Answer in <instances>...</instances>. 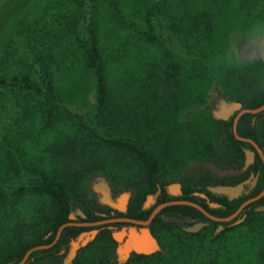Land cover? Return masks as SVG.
I'll list each match as a JSON object with an SVG mask.
<instances>
[{"label":"trees","instance_id":"1","mask_svg":"<svg viewBox=\"0 0 264 264\" xmlns=\"http://www.w3.org/2000/svg\"><path fill=\"white\" fill-rule=\"evenodd\" d=\"M262 5L264 0H49L36 18L23 20L0 51V264H17L30 249L45 245L52 246L33 252L25 264L56 261L73 239L94 229L98 235L74 264H116L112 231L77 225L102 220V208L82 210L86 219L70 218L84 205L87 179L97 173L133 189L128 215L138 220L149 218L152 209H142L149 195L157 197L156 205L177 198L195 202L219 218L259 195L264 190L259 154L238 177L197 183V191L219 207L195 195L190 181L181 197L167 187L183 181L192 162L213 160L221 137L227 163L237 169L245 165L246 150H254L236 138L233 118L215 120L204 105L213 86L244 108L264 104V65L237 58L234 18L222 12L236 8V19L247 16L245 29ZM64 78L73 84L71 93L92 96L85 110L66 103L58 85ZM263 116L245 114L238 135L263 145L264 131L260 137L253 124ZM250 175L256 184L234 200L207 189L237 185ZM261 206L264 197L246 206L232 221L245 215L237 226L210 220L191 205L167 206L150 226L167 253H134L128 264H236L233 256H244V264H264ZM163 215L210 226L188 233ZM66 223L74 224L53 244ZM220 225L224 229L213 247L203 249L205 235ZM228 237L235 238L234 248ZM241 244L247 247L239 249Z\"/></svg>","mask_w":264,"mask_h":264},{"label":"rangeland","instance_id":"2","mask_svg":"<svg viewBox=\"0 0 264 264\" xmlns=\"http://www.w3.org/2000/svg\"><path fill=\"white\" fill-rule=\"evenodd\" d=\"M48 1L49 0H0V5H3L7 2V6L5 7V10L0 12V51L3 50L5 44L8 43L11 37L17 35L23 20H33L34 18H36L37 15H39L43 11ZM231 9L232 8H228L225 10V12L224 11L222 12L225 15L224 16L225 19L234 18L235 30L233 32L236 33L231 37V42L232 45L236 44V46L238 47V50L236 51L237 58L239 60H244V61L258 60L261 61L264 65V60L262 59L264 52V5L258 7V10L253 12L254 14L253 18L250 21L248 20L245 21V23L247 21L249 22V25L245 26L246 27L245 29H242L244 25V22H242V20L248 17L243 15L239 19H236L237 16L236 13H238V11L236 10V8L233 10ZM145 48L146 47H144L142 51H144ZM69 80L70 79L64 78L63 81L58 82V85L62 86L61 90L64 89V91L62 90V92L64 93L63 96L66 99V103L72 109L85 110V105H86L85 103H88L89 95L87 96L84 92L77 93L75 92L76 90L71 93L73 84L68 85ZM215 87L216 86H213L212 89L210 90V96L204 105L205 108L208 110V112L211 113V115H212L211 111L213 109L214 110L217 109L222 98L226 100H230V99L234 100L230 96V94L225 92V90ZM85 99L86 102L84 101ZM89 100L93 102V98L91 95L89 96ZM224 141L225 140H223V138L221 137L218 143L220 147L219 153L213 160L203 161V162H192L185 168L181 176H185V174L187 173L186 177L187 178L189 177L191 179V180H185L186 183L188 181L193 182L201 175L210 176L211 174H213L218 177L240 175L239 173L241 169H237L232 165H228L227 163V157H226L227 145ZM106 185L109 186L110 189L112 190V195L114 198H118L123 193H131L132 196L134 194L132 188L123 185H118L106 174L97 173L89 177V179H87V183H86L87 195L86 198L84 199L87 200L89 198V200L91 201L99 200L100 202L101 197L103 196V192L101 189H103ZM257 212L264 213V207L257 208ZM222 231L223 230H219V231L217 230L216 233L214 234L207 233L205 237L208 240L207 243L206 242L204 243L205 248L204 247L202 248L207 249L206 247H210V248L213 247L215 241L214 239H218V236L221 234ZM168 238L169 237H167L166 235L163 237V239H168ZM235 238L240 239V237L238 236H236ZM235 238L228 237V239H233L231 243H228V247H232V248L235 247L236 245ZM159 239L161 241L160 245L162 249L158 252H162L166 254L167 250L162 246V242H163L161 240L162 238ZM168 240L171 242L170 238ZM221 245L222 244L219 245V248ZM246 247L247 244H241L239 246V249ZM63 257L64 256H60L56 261H44L41 264H62ZM117 257L118 255L115 254L116 264L118 261ZM236 257L239 258L236 261V264H244V262H247L244 256L242 257L233 256L234 261Z\"/></svg>","mask_w":264,"mask_h":264},{"label":"water","instance_id":"3","mask_svg":"<svg viewBox=\"0 0 264 264\" xmlns=\"http://www.w3.org/2000/svg\"><path fill=\"white\" fill-rule=\"evenodd\" d=\"M262 59L264 60V52ZM221 104H219L218 109H213L212 112V117L215 120H228L236 111L241 110L240 116L245 113H251V114H258L264 111V104L256 109H245L243 108V105L239 101H233V100H226V99H221ZM238 118H236L235 121V126H234V133L237 139L242 140V141H248L251 144H253L258 152L261 154V156L264 159V153L263 150L257 145L255 141L252 139L244 138L238 135L237 133V122ZM255 159V152L252 150H246V159H245V165L240 171L239 174H241L243 171H245L253 162ZM253 177V175H252ZM257 178H250L247 179L237 185H216L209 187V190L212 193H215L217 195L221 196H226L230 200H234L238 197H240L243 193H247L248 190L246 189V186H254L256 184ZM168 192L172 196H178L181 194V184L180 183H171L168 187ZM103 192V196L101 197V202L103 204H107L108 206H111L112 208L118 209L122 212H126L128 208V203L130 198L132 197L131 193H123L121 196L117 198V200L114 199L112 195V190L110 189L109 186H105L103 189H101ZM264 197V190L257 195L256 197L250 198L246 202L242 204V206L239 208V210L234 213L233 215L227 217V218H217L211 214H209L203 207L200 205L190 202V201H178V202H170V203H165L159 205L152 213V215L147 219V220H136V219H127L123 218V221H129L135 225H139L140 227L137 226H132L130 228H123L120 231H115L113 233L114 239L118 242V247L116 249V254L118 255L117 259V264H128V261L132 254L137 253V254H143V255H152L154 253H157L160 251L161 245L158 241V238L152 233L151 229L149 228L150 224H152L153 220L155 217L162 211V209L165 206H168L170 204H189L197 207L201 211H203L208 217L221 221V222H232L233 219L248 205L251 203H254L261 198ZM154 196L149 195L147 197V202L146 206L150 205V203L153 201ZM211 206L217 207V203H212ZM264 207V206H261ZM77 215H80L82 217H86L85 213L80 209L77 208L76 211H73L70 214V218L72 220H75L77 218ZM163 221L166 223H175L177 225H184L187 220L183 219L181 216H169V215H163L162 217ZM246 219V216L244 215L242 218H240L237 221H234L231 223V225H238L242 223ZM112 221V220H110ZM110 221H104V222H98L94 223L93 225H100L105 222H110ZM74 223H66L61 225V227L58 230L56 240L54 241L53 244H55L58 239L60 238L63 230L70 225H73ZM81 226H87L91 225L90 223H81L77 224ZM207 223L199 222L195 224L194 226H186L184 229L187 232L190 233H197L199 232L204 226H206ZM224 228L223 225H220L218 227V231L222 230ZM99 231L94 229L91 231H86L82 232L77 238L73 239L70 242L69 249L67 252L63 251L62 253L64 254L62 264H74V261L79 253V251L83 248L86 247L91 241H93L96 236L98 235ZM52 245H45V246H36L32 249H30L25 257L23 258L22 261H20L17 264H25L30 257V255L40 249H46L51 247Z\"/></svg>","mask_w":264,"mask_h":264},{"label":"flooded vegetation","instance_id":"4","mask_svg":"<svg viewBox=\"0 0 264 264\" xmlns=\"http://www.w3.org/2000/svg\"><path fill=\"white\" fill-rule=\"evenodd\" d=\"M233 101H238V100H233ZM240 102V101H239ZM242 103V102H241ZM221 104V103H220ZM242 105H243V103H242ZM219 106V105H218ZM219 107H217V109H218ZM243 108H244V105H243ZM245 109H250V108H245ZM240 112H241V110H238V111H236L228 120H226V121H229V120H231V118H233V123H234V125L233 126H235V121H236V118H238L239 117V119H238V122H237V126H238V123H239V121H240V119L245 115V114H251V113H245V114H242L241 116H240ZM262 113H264V111L263 112H261V113H258V114H262ZM258 114H253V115H258ZM223 121H225V120H223ZM253 124L257 127V130H258V134H259V136L261 137V136H263V131H264V129H263V125H264V116L263 117H261L260 119H257V118H254V121H253ZM244 138H246V137H244ZM248 139H251V138H248ZM239 140V139H238ZM253 140V139H252ZM240 141H242V140H240ZM253 141H255V140H253ZM243 142H248V141H243ZM256 142V141H255ZM261 142H263L264 143V138L263 137H261ZM248 143H250V142H248ZM257 143V145L263 150V153H264V144L263 145H260L258 142H256ZM251 144V143H250ZM251 145H253V144H251ZM253 147H254V152H255V159H254V162H255V160H256V158H257V154H259V156L261 157V159H262V161H263V164H264V159H263V157L261 156V154L258 152V150L256 149V147L253 145ZM187 174V173H186ZM186 174H185V176H183V177H185V179L187 180L188 178L186 177ZM241 175V174H240ZM239 176V175H238ZM238 176H228V177H218V176H215V175H213V174H211L210 176H204V175H201V176H199V178H197L196 180H194L192 183H190L191 184V188L193 189V191H194V194L195 195H199L202 199H204L205 200V203L206 204H208V206L209 207H214V206H211V204L213 203V201L211 200V198L205 193V192H200V191H197L198 189H197V187L195 188V186L197 185V183H199V181H201L203 178H206L207 179V181L208 180H214V179H228V178H232V177H238ZM250 178H254V176L252 177V175H250V177L248 178V179H250ZM184 179V180H185ZM183 180V181H184ZM188 180H191L190 178L188 179ZM183 181H174V182H172V183H180L181 184V190H182V192H181V194L180 195H178V196H174V197H181L182 195H183V191H184V189H186L187 188V183H183ZM241 183V182H240ZM171 184V183H170ZM210 187V186H209ZM209 187H207V189H208V191H209ZM199 188H201V185H199ZM169 193V192H168ZM132 198V197H131ZM131 198H130V200H131ZM115 200H117V198H114ZM130 200H129V203H128V208H127V211L126 212H122V211H120V210H118V209H115V208H112L111 206H108L107 204H103L101 201L99 202V200L97 201V200H94V201H91V200H89V198L87 199V200H85L84 201V205H82L81 204V210H89V211H93V210H95V209H97V207L99 206L100 207V209L102 210V211H100L101 213V217H102V220H100V221H96V222H89V220L87 219V221L86 222H83V223H90L92 226H97V227H99V228H109L111 231H112V236H113V233L115 232V231H120V230H122L123 228H130V227H132V226H137V227H140L139 225H135V224H133V223H131V222H129V221H123L122 219L123 218H127V219H135V218H133V217H131V216H129L128 214H129V204H130ZM156 201H157V197H154V199H153V201L150 203V205H148V206H146V202H147V199L145 200V202H144V204H143V206H142V209L143 210H151V213H150V215H149V217L152 215V213H153V211L159 206V205H161V204H159V205H156L155 203H156ZM178 201H185V200H181V199H176L175 201L173 200V201H170V202H178ZM170 202H166V203H170ZM193 203H195V202H193ZM97 204V205H96ZM163 204H165V203H163ZM196 204H198V203H196ZM218 204V203H217ZM170 205H183V204H170ZM170 205H168V206H170ZM186 205H189V204H186ZM199 205V204H198ZM191 206H193V205H191ZM201 206V205H200ZM220 206V204H218V206L217 207H219ZM165 207H167V206H165ZM164 207V208H165ZM195 207V206H194ZM201 207H203V206H201ZM163 208V209H164ZM197 208V207H196ZM204 208V207H203ZM105 209V210H104ZM163 209H162V211H163ZM198 209V208H197ZM209 214H211L206 208H204ZM200 210V209H199ZM162 211L156 216V217H158L159 215H161L162 214ZM201 211V210H200ZM243 211V210H242ZM241 211V212H242ZM208 219H210V220H213V221H217V220H214V219H212V218H210V217H208L203 211H201ZM240 212V213H241ZM98 213V212H97ZM240 213L235 217V218H237L239 215H240ZM211 215H213V214H211ZM214 216V215H213ZM82 217V216H81ZM86 217H87V215H86ZM155 217V218H156ZM216 217V216H215ZM243 216H241L240 218H242ZM83 218H85V217H83ZM217 218H219V217H217ZM234 218V219H235ZM239 218V219H240ZM86 219V218H85ZM233 219V220H234ZM239 219H237V220H239ZM110 220H112V221H110ZM136 220H138V219H136ZM185 220H187L188 222H186L183 226H182V228L184 229L186 226H194L195 224H197L198 222H196V221H194L193 219H188V217L187 218H185ZM236 220V221H237ZM104 221H110V222H105V223H102V224H100V225H93L94 223H98V222H104ZM217 222H221V221H217ZM77 224H81V223H77ZM241 224V223H240ZM91 225H87V226H83V227H89V226H91ZM150 226H151V224H150ZM150 226H149V228H150ZM210 226V223H207V225L206 226H204L199 232H201L205 227H209ZM231 226H233V225H231ZM151 229V228H150ZM218 229V228H217ZM217 229H216V231H217ZM224 229V228H223ZM222 229V230H223ZM97 230V229H96ZM185 230V229H184ZM152 231V230H151ZM186 231V230H185ZM187 232V231H186ZM199 232H197V233H199ZM153 233V232H152ZM188 233H190V232H188ZM154 234V233H153ZM155 235V234H154ZM156 236V235H155ZM157 238H158V241H159V243L161 244V241H160V239H159V237L158 236H156ZM118 243V242H117ZM118 247V246H117Z\"/></svg>","mask_w":264,"mask_h":264}]
</instances>
